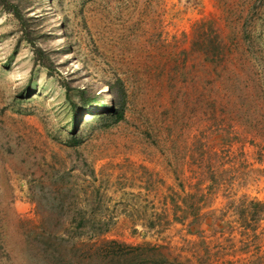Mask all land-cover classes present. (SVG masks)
Listing matches in <instances>:
<instances>
[{
  "label": "rangeland",
  "instance_id": "rangeland-1",
  "mask_svg": "<svg viewBox=\"0 0 264 264\" xmlns=\"http://www.w3.org/2000/svg\"><path fill=\"white\" fill-rule=\"evenodd\" d=\"M224 1L0 0V264H264V0Z\"/></svg>",
  "mask_w": 264,
  "mask_h": 264
},
{
  "label": "trees",
  "instance_id": "trees-1",
  "mask_svg": "<svg viewBox=\"0 0 264 264\" xmlns=\"http://www.w3.org/2000/svg\"><path fill=\"white\" fill-rule=\"evenodd\" d=\"M225 1L221 4V7L225 11V18L227 21L229 16H230L229 13L232 11H230L231 6L228 3H226ZM248 3H249V0H248ZM247 8L248 9L246 11L245 16H241V17H239V19L237 18L236 20H234V22L240 28L239 31H241V37H243L244 39H249V36H248L249 33H248L247 28L250 26V23L253 20H255V17H254L255 12H256L255 2L253 4H249ZM234 12H236V11H234ZM192 46H196V48H198V50H200L202 52V54L204 55V58H206V60L209 58H213V53L211 52L212 51L211 43H210V41H205V37H201V38H199V36L194 37L193 42H192ZM215 55H216V53H215ZM214 58H216V56H214ZM232 75L234 77H239V76H236L235 73H233ZM85 92L86 91H84L83 89L79 91L78 97L82 101V103L80 105H78L71 98L68 99L69 104L71 106L70 123L72 124L73 128H74V126H76L78 118L82 114V111L85 110L87 105L94 106L97 114L99 113V116L101 115V118H104L103 117L104 111H108L109 114H113L115 120H119L122 118L121 108L115 109V99L118 98L120 100L119 101L120 105H121V99L119 97H115L116 94L114 91L110 90V93H109L110 96H109L108 103L103 104V105H101L100 102L102 100H106L105 98L98 99L97 95H86ZM242 115L245 116V112L242 113ZM73 130H74V132L78 131V129H73ZM254 206H256V205H254ZM196 216H197V214L195 212L190 214V217H192V219H194ZM81 221L83 222L82 219H81ZM105 231H107V230L106 229H98L95 231L93 228V229H88L87 231H84L83 229H80L77 233H74V234H76V236H81L82 234H86L88 236V238H93L94 236H98V235H100V233H104ZM45 232L48 233V235H46V237H44V238L51 239V240L54 239V240L61 242L62 240L59 238H64L63 236H67L68 229L67 228H61V229H58L57 231H54V232L45 230ZM108 242L116 244V241H114V240L108 241ZM134 248H138V247L135 246Z\"/></svg>",
  "mask_w": 264,
  "mask_h": 264
}]
</instances>
